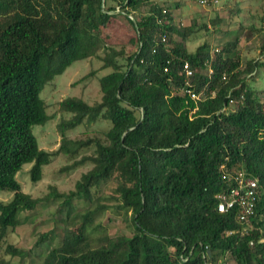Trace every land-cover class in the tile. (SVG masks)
<instances>
[{
    "label": "trees",
    "instance_id": "trees-1",
    "mask_svg": "<svg viewBox=\"0 0 264 264\" xmlns=\"http://www.w3.org/2000/svg\"><path fill=\"white\" fill-rule=\"evenodd\" d=\"M170 1L0 0V190L12 192L0 202V253L10 256L0 255V264L18 253L3 247L22 223L20 213L51 196L66 206V225L78 227L64 230L41 264H264V95L247 79L264 58L242 63L239 53H212L206 40L188 50L195 26L209 25L180 26ZM116 20L130 25L133 37L106 41L101 29ZM259 49L264 56V37ZM93 57L111 69L98 79L99 100H60L59 110L69 115L58 123L61 143L40 148L32 127L49 119L43 88L73 61ZM98 119L110 121L101 137H67L66 130ZM89 145L91 155L80 160L92 166L72 189L38 197L22 190V165L31 163L35 183L56 154ZM222 165L224 173L244 169L257 179L246 220L236 208L217 210L226 185ZM72 199L88 204L75 208ZM113 208L132 234H107L101 217ZM54 237L43 232L35 244Z\"/></svg>",
    "mask_w": 264,
    "mask_h": 264
},
{
    "label": "rangeland",
    "instance_id": "rangeland-1",
    "mask_svg": "<svg viewBox=\"0 0 264 264\" xmlns=\"http://www.w3.org/2000/svg\"><path fill=\"white\" fill-rule=\"evenodd\" d=\"M163 3L165 0H156ZM214 5H202L195 0H171L168 5L174 15V22L180 26H188L193 21L201 25L206 22L208 30L195 26L192 36L194 39L187 42L188 50L193 51L200 42L206 40L211 52L214 50L232 55L239 53L241 62L248 58H264L259 54V45L264 37L260 16L264 12V0H217ZM115 10L111 13H117ZM216 14L221 18L217 25L212 23ZM116 20L110 22L106 28L101 29V34L108 42L125 41L134 35L130 25ZM253 26V28H252ZM3 24L0 23V29ZM262 29L260 32L258 29ZM215 53V52H214ZM109 67H101V62L96 58H86L73 61L61 74L56 75L52 81L45 85L41 96L45 103L49 119L42 124L32 127V132L37 139L38 146L45 150H56L61 143V132L58 123L61 115L69 116L59 110L58 102L67 96H81L88 103H94L100 98L98 79L109 72ZM251 86L258 91L260 97L264 95V66L258 68L251 76L247 77ZM110 125L109 120L98 119L66 130V135L71 140L86 139L88 137H101V133ZM94 147L83 146L73 154L60 152L53 160L42 167V178L32 182L29 177L31 163H25L18 171L17 178L22 190L33 197L49 195L54 189L58 192H67L74 187V183L81 174L91 168L89 159H80L91 155ZM47 195V196H48ZM12 196L9 190H0V202H6ZM75 208L88 204L87 201L72 199ZM108 210L101 217V224L110 236L130 235L133 229L127 224L120 211ZM66 206L61 199L51 196L39 202L32 210L20 213L22 223L13 231L7 233L5 244H11L18 249L12 258L11 264H41L46 250L56 246L64 230L77 229L78 226H67L65 223ZM53 231L55 237L39 245L35 244L38 236L43 232ZM50 236V235H49ZM3 251V250H2ZM1 251L0 255L10 257ZM23 254V256H21ZM233 264L225 259L217 264Z\"/></svg>",
    "mask_w": 264,
    "mask_h": 264
},
{
    "label": "built area",
    "instance_id": "built-area-1",
    "mask_svg": "<svg viewBox=\"0 0 264 264\" xmlns=\"http://www.w3.org/2000/svg\"><path fill=\"white\" fill-rule=\"evenodd\" d=\"M261 23L264 24V14L261 18ZM183 68L187 75L191 74V69L187 62ZM192 97H197L195 93H191ZM226 185L217 194L218 203L217 209L221 212L227 211L230 208H236L237 217L240 220H246L249 215L254 212L256 199L258 197V182L256 178H252L244 172V169L231 168L229 172L224 173Z\"/></svg>",
    "mask_w": 264,
    "mask_h": 264
},
{
    "label": "clouds",
    "instance_id": "clouds-1",
    "mask_svg": "<svg viewBox=\"0 0 264 264\" xmlns=\"http://www.w3.org/2000/svg\"><path fill=\"white\" fill-rule=\"evenodd\" d=\"M263 14H264V12L261 14V16H260V23H261V18H262V16H263ZM261 26H263L264 27V24H262L261 23ZM196 95H197V97H198V95H200V93H195ZM196 98V97H195ZM258 190H259V188H258ZM219 193V192H218ZM218 203V202H217ZM218 210V209H217ZM219 211V210H218ZM221 212V211H220Z\"/></svg>",
    "mask_w": 264,
    "mask_h": 264
}]
</instances>
